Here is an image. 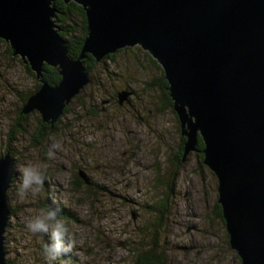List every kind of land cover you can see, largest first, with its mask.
I'll return each mask as SVG.
<instances>
[{"label":"rangeland","instance_id":"374dc122","mask_svg":"<svg viewBox=\"0 0 264 264\" xmlns=\"http://www.w3.org/2000/svg\"><path fill=\"white\" fill-rule=\"evenodd\" d=\"M27 65L12 54L8 42L0 41V156L6 153L24 96L40 83ZM162 72L140 46L100 61L89 84L61 115L57 130L38 146L31 135L37 132L40 114H27L26 133H13L10 145L17 170L7 192L13 209L4 235L10 264H48L42 243L48 237L26 228L45 210L41 203L46 198L70 215L58 218L67 225L73 246L53 264H127L137 250L152 245L156 215L148 207L165 201L170 188L167 215L158 229L164 264H242L229 244L223 218L216 214V176L196 151L185 158L182 152L176 164L180 123L162 103L157 83ZM122 87L134 93L131 103L118 105L113 98ZM26 166H39L45 183L38 194L21 199L17 190ZM79 171L88 183H77Z\"/></svg>","mask_w":264,"mask_h":264},{"label":"water","instance_id":"95a60500","mask_svg":"<svg viewBox=\"0 0 264 264\" xmlns=\"http://www.w3.org/2000/svg\"><path fill=\"white\" fill-rule=\"evenodd\" d=\"M63 1L81 5L87 19L76 59L54 22V0H0V39L41 84L22 113L37 111L52 128L90 82L87 54L100 62L140 46L162 67L185 137L183 157L203 141L231 248L242 264H264V0ZM45 64L58 69L56 85L44 79ZM16 173L15 158L1 155L0 264H7V192Z\"/></svg>","mask_w":264,"mask_h":264},{"label":"trees","instance_id":"16d2710c","mask_svg":"<svg viewBox=\"0 0 264 264\" xmlns=\"http://www.w3.org/2000/svg\"><path fill=\"white\" fill-rule=\"evenodd\" d=\"M53 6L56 9V13H55V17H54V22L56 24V27L58 28L60 35L65 39V41L67 43V46L69 49V56L73 59H76L80 55L84 39L87 35V19H86L85 11L81 5H79L73 1H70L69 3H65L63 0H54ZM0 41H2V40L0 39ZM132 48L133 47H128L126 49L119 50L114 54L107 55L101 61H105L107 59L112 60L115 58L117 53L123 52L125 50H130ZM138 50L141 51L140 48ZM12 54H13V52H12ZM144 57L149 58V55L147 53H145ZM153 62L156 63L155 61H153ZM98 63L99 62H97L93 58L92 55L87 54V57L84 60V65H85V67L89 73V76H90V73H91L93 67L96 66V64H98ZM27 68L31 72V69L28 65H27ZM32 74L34 75V73H32ZM43 77L51 85H56L60 81V75L58 73V69L51 67L47 64H45L43 66ZM160 79L162 80L161 81L162 88L166 90L167 95H168V100H167L168 105L172 108L173 102H172L171 98L169 97L170 94L167 91L168 83L164 77L163 72L161 74ZM40 85H41L40 83H37L36 89L33 93H35L39 89ZM33 93L31 92V93H28L24 96L23 105L25 104L28 97L30 95H32ZM22 108L19 111V115H18L19 120L17 121L16 125L14 126L13 130L11 131V136L9 138L10 143L5 149L6 153L9 152L11 155H12V152L10 151V145H11V141H12L11 139L14 138L13 133L25 134L27 131L26 125H27V121H28V115L22 113ZM68 111H69V105L64 109L62 116L65 115ZM37 120H38L37 132H35L34 135H31L32 136L31 142L34 146L40 145L43 142L45 137L51 135L52 133H54L57 130L58 124L61 122L62 117H60L58 119V121L54 124V126L52 128L48 123L43 122L41 117H39ZM180 132H181V129H180ZM184 142H185V138L182 137L181 143H180V150H179L177 165H180V162H181V156H182V152H183ZM203 147H204L203 141H202L201 137L199 136L198 137V143H197V149L202 150ZM200 157L203 158V154H201ZM175 176H176V173L173 174L172 180H173V178H175ZM16 177H17V173L14 175L12 183H14ZM75 178L77 180V183L84 181V179L80 176L79 172L75 174ZM77 186H78V184L76 185V188H77ZM170 193H173L172 188H170V192L166 193V200L168 199V196ZM166 200L162 201V202H158L157 204L148 207L156 215L154 222L151 224V226L153 227V230L150 231L151 235H153V243L151 246L147 247L143 251L137 250L134 259L131 262H128L127 264H164V262H165L164 261V251L162 249H160V245L158 242V229L163 226L164 217L167 215V212H166L167 202H166ZM41 206L45 210L49 207L57 209L58 217H65V218L70 217L69 211L66 208H64L62 206H58L57 204H53L47 198L45 200H43V202L41 203ZM10 208H11V213H12L13 209H12V207H10ZM216 214L220 218H223L221 206L219 204H217ZM8 226H9V223H8ZM42 243L45 245L46 240L44 239ZM43 248H44V246H43ZM6 263L10 264V262L7 261V259H6Z\"/></svg>","mask_w":264,"mask_h":264},{"label":"clouds","instance_id":"9594fccd","mask_svg":"<svg viewBox=\"0 0 264 264\" xmlns=\"http://www.w3.org/2000/svg\"><path fill=\"white\" fill-rule=\"evenodd\" d=\"M45 183V176L39 166H26L21 174L18 195L23 199L28 194L36 195ZM33 235L47 236L49 242L44 245L48 264L71 251L72 242L68 238L67 225L58 218L55 208H47L34 215L26 224Z\"/></svg>","mask_w":264,"mask_h":264},{"label":"flooded vegetation","instance_id":"af4514ba","mask_svg":"<svg viewBox=\"0 0 264 264\" xmlns=\"http://www.w3.org/2000/svg\"><path fill=\"white\" fill-rule=\"evenodd\" d=\"M90 81H91V77H90ZM161 79H159L158 80V85H159V88L161 89V92H162V103H163V105H168V95H167V92H166V90L165 89H163L162 88V84H161ZM126 89L127 90H129V96L127 97V102L126 103H131V96L133 95V93H134V91L131 89H128V87H122V88H120V89H118L117 91H116V93H115V95H114V98H113V100L115 101V103L116 104H118V105H121V103L119 102V94L120 93H122L123 91H126ZM168 91V90H167ZM170 97V96H169ZM107 102V101H106ZM123 103V102H122ZM123 105V104H122ZM181 136H182V134H181ZM182 137H184V136H182ZM181 137V138H182ZM185 138V137H184ZM196 154H198V155H201V154H203L202 153V150H199L198 149V151H196ZM175 160H176V162L178 161V153L175 155ZM177 164V163H176Z\"/></svg>","mask_w":264,"mask_h":264},{"label":"bare ground","instance_id":"6f19581e","mask_svg":"<svg viewBox=\"0 0 264 264\" xmlns=\"http://www.w3.org/2000/svg\"><path fill=\"white\" fill-rule=\"evenodd\" d=\"M89 84V83H88Z\"/></svg>","mask_w":264,"mask_h":264}]
</instances>
